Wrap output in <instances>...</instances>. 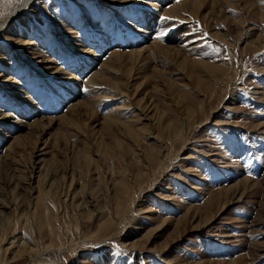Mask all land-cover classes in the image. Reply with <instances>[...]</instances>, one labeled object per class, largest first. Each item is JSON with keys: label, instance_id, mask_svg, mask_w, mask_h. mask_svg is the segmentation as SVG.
I'll return each instance as SVG.
<instances>
[{"label": "rangeland", "instance_id": "obj_1", "mask_svg": "<svg viewBox=\"0 0 264 264\" xmlns=\"http://www.w3.org/2000/svg\"><path fill=\"white\" fill-rule=\"evenodd\" d=\"M0 264H264V0H34L0 31Z\"/></svg>", "mask_w": 264, "mask_h": 264}, {"label": "bare ground", "instance_id": "obj_2", "mask_svg": "<svg viewBox=\"0 0 264 264\" xmlns=\"http://www.w3.org/2000/svg\"><path fill=\"white\" fill-rule=\"evenodd\" d=\"M34 0H23L22 5L16 9V11L13 13L12 17L1 19L0 20V31H4L9 27V24L12 22L13 19H16L22 14V11L28 7V5L32 4ZM7 8V7H6ZM4 10V8L2 9ZM7 11V10H6ZM1 12V11H0ZM8 12V11H7ZM10 13V12H9ZM8 13V15H9ZM5 15V14H4ZM91 81V80H90Z\"/></svg>", "mask_w": 264, "mask_h": 264}, {"label": "snow or ice", "instance_id": "obj_3", "mask_svg": "<svg viewBox=\"0 0 264 264\" xmlns=\"http://www.w3.org/2000/svg\"><path fill=\"white\" fill-rule=\"evenodd\" d=\"M19 2L22 3L23 0H19ZM170 19H172V18H170V17H166V16H161V17H159V20H162V21H165V22L168 21V20H170ZM165 34H166L165 31L161 30V31L157 34L156 38L159 39L160 37H163Z\"/></svg>", "mask_w": 264, "mask_h": 264}]
</instances>
